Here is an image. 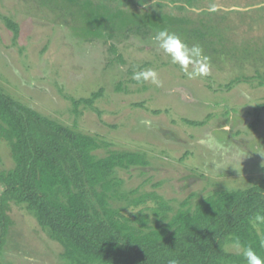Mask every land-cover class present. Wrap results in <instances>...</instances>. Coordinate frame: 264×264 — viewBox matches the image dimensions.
<instances>
[{
    "label": "rangeland",
    "instance_id": "1",
    "mask_svg": "<svg viewBox=\"0 0 264 264\" xmlns=\"http://www.w3.org/2000/svg\"><path fill=\"white\" fill-rule=\"evenodd\" d=\"M161 29L201 46L209 75L190 79L173 64L152 39ZM147 69L159 87L132 78ZM0 90L107 144L98 157L142 154L146 166L115 170L118 193L158 196L168 217L186 201L264 184V0H0ZM13 168L0 139V172ZM150 196L110 202L152 219ZM7 214L0 264H71L23 205Z\"/></svg>",
    "mask_w": 264,
    "mask_h": 264
},
{
    "label": "trees",
    "instance_id": "2",
    "mask_svg": "<svg viewBox=\"0 0 264 264\" xmlns=\"http://www.w3.org/2000/svg\"><path fill=\"white\" fill-rule=\"evenodd\" d=\"M16 32V26L8 22ZM112 51L116 52L113 47ZM120 59V58H119ZM100 93L74 101L91 105ZM0 139L10 145L14 168L0 172V255L11 221L10 203L23 205L48 237L58 243L71 264H245L242 253L226 250L237 238L264 259V184L244 190L217 191L188 201L168 217L171 208L150 196V216L126 217L111 200L138 207L148 196L118 193L117 168L146 166L135 152H95L107 147L26 107L0 90ZM135 191H131L133 195Z\"/></svg>",
    "mask_w": 264,
    "mask_h": 264
},
{
    "label": "clouds",
    "instance_id": "3",
    "mask_svg": "<svg viewBox=\"0 0 264 264\" xmlns=\"http://www.w3.org/2000/svg\"><path fill=\"white\" fill-rule=\"evenodd\" d=\"M217 10L215 6L208 9L210 12H215ZM191 11L196 12L198 10L193 8ZM152 39L158 44L159 48L170 57L171 62L178 65L181 71L190 79L209 75V58L204 55L203 49L198 44L189 47L178 35L167 29L157 31ZM189 66L192 68L191 71H189ZM132 78L137 81V83L150 82L157 87L161 84L158 73L154 69L135 71ZM228 130L229 126L226 124L224 126V131L227 132ZM200 143L203 144L205 141L201 140ZM261 224H264V215L257 213L253 217V227L256 228ZM261 245L264 246V235L261 237ZM231 246L238 253H242L245 264H264V259H262L251 246L243 245L239 238L235 239ZM168 264H178V261L171 259Z\"/></svg>",
    "mask_w": 264,
    "mask_h": 264
}]
</instances>
